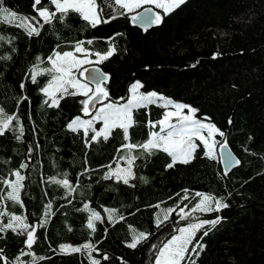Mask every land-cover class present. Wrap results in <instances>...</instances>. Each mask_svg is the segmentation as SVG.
<instances>
[{"label":"trees","instance_id":"obj_1","mask_svg":"<svg viewBox=\"0 0 264 264\" xmlns=\"http://www.w3.org/2000/svg\"><path fill=\"white\" fill-rule=\"evenodd\" d=\"M94 2L97 24L54 0H0V264H157L197 225L183 264H264V0L152 5L163 19L147 31L131 18L150 5ZM78 44L108 54L90 64L110 75L108 101L139 81L188 104L240 164L226 173L202 144L187 161L148 145L167 113L160 102L106 136L70 129L90 116L94 89L53 104L52 72L37 69Z\"/></svg>","mask_w":264,"mask_h":264},{"label":"rangeland","instance_id":"obj_2","mask_svg":"<svg viewBox=\"0 0 264 264\" xmlns=\"http://www.w3.org/2000/svg\"><path fill=\"white\" fill-rule=\"evenodd\" d=\"M128 10L139 9L143 5L155 6L165 13L184 0H119ZM58 9L72 8L79 11L84 18L92 24L100 22V16L94 0H54ZM47 14L46 10L41 11ZM108 54L95 53L83 44H78L74 51L56 53L51 59L50 68H38V73L51 71L50 82L45 86L44 93L57 104L60 94L72 88L76 93L89 95L93 86L87 83L79 71L94 63L101 62ZM152 102H160L166 106V116L159 121L160 131H152L148 145L161 147L171 153L174 161H187L192 156L199 144H202L209 156L217 154V127L195 115L192 106L173 100L155 91L145 92L141 89L139 81L132 84L130 93L125 101H107L100 104L96 111L87 117L77 116L69 124L72 130L92 129L96 136H106L117 126L128 128L132 124V112L135 108ZM99 124V125H98ZM197 225L181 229L160 252L157 264H183L188 248L197 231Z\"/></svg>","mask_w":264,"mask_h":264},{"label":"water","instance_id":"obj_3","mask_svg":"<svg viewBox=\"0 0 264 264\" xmlns=\"http://www.w3.org/2000/svg\"><path fill=\"white\" fill-rule=\"evenodd\" d=\"M162 16L153 6H145L132 15V24L143 31H147L162 23ZM83 79L94 88L93 95L89 98L87 109L92 115L100 104L108 101V92L105 84L110 81V75L106 73L100 65H89L84 69ZM218 155L221 165L226 173H230L240 164V159L231 149L229 143L224 140L218 146Z\"/></svg>","mask_w":264,"mask_h":264},{"label":"crops","instance_id":"obj_4","mask_svg":"<svg viewBox=\"0 0 264 264\" xmlns=\"http://www.w3.org/2000/svg\"><path fill=\"white\" fill-rule=\"evenodd\" d=\"M122 169H123V170H127V171H126V172H124V173H126V175H128V171H129V169H124V168H123V167H121V166H120L119 170H116V174H120V175H121V174H122V172H121L120 170H122ZM123 170H122V171H123Z\"/></svg>","mask_w":264,"mask_h":264}]
</instances>
